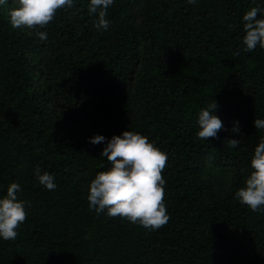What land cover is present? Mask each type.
<instances>
[{"label":"trees","instance_id":"1","mask_svg":"<svg viewBox=\"0 0 264 264\" xmlns=\"http://www.w3.org/2000/svg\"><path fill=\"white\" fill-rule=\"evenodd\" d=\"M89 3L59 9L43 41L10 25L17 0L0 5V198L19 184L27 213L15 240L0 237V264H264V211L235 198L264 137V49L242 43L243 15L264 0H114L106 31ZM213 101L224 127L202 140ZM126 130L168 157L157 230L88 206L111 166L100 153Z\"/></svg>","mask_w":264,"mask_h":264},{"label":"clouds","instance_id":"2","mask_svg":"<svg viewBox=\"0 0 264 264\" xmlns=\"http://www.w3.org/2000/svg\"><path fill=\"white\" fill-rule=\"evenodd\" d=\"M195 4L197 0H187ZM7 0H0V5ZM114 0H90L89 14H95L94 27L99 31L107 30L110 21L107 9ZM72 7L73 0H17V7L10 9L9 23L13 28H27L35 31L40 40L47 39V32L41 31L53 21L57 11L61 8ZM264 8L252 7L242 17L244 52H252L259 46L264 49ZM239 55V51L235 53ZM218 105L212 102L208 108L201 109L197 123L200 130L198 138L207 140L216 138L224 125L214 111ZM254 127L264 129V119H255ZM234 132L238 129L234 128ZM105 138L95 135L90 143H103ZM226 144L237 147L239 140L229 139ZM110 163L106 171H100L91 180L88 186V206L97 214L106 213L109 217L126 219L133 225L145 229L157 230L167 224L170 219L164 203L163 171L168 157L148 138L133 131H124L119 136H112L100 153ZM252 171L242 187L235 193V198L241 205L253 212L264 211V137L254 149L250 161ZM38 183L47 190H55L54 176L36 168L34 170ZM20 190L17 183H11L7 194L0 198V237L4 240H15L16 229L26 220L27 213L24 202L17 199L16 193Z\"/></svg>","mask_w":264,"mask_h":264}]
</instances>
